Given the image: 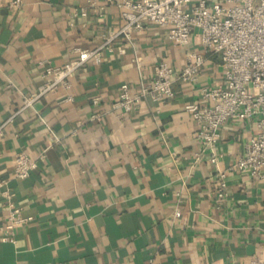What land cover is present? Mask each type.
<instances>
[{"label":"crops","instance_id":"obj_1","mask_svg":"<svg viewBox=\"0 0 264 264\" xmlns=\"http://www.w3.org/2000/svg\"><path fill=\"white\" fill-rule=\"evenodd\" d=\"M124 22L107 0H0V178L10 179L18 215L33 217L3 240L9 208L0 197V264H248L264 251V180L231 173L218 204L210 151L186 110L220 81L219 55L194 82L176 79L173 99L144 100L127 115L117 105L122 83L139 89L161 60L183 69L189 48L203 51L198 37L181 47L149 23L86 62L69 91L22 108L46 79L42 60L74 61V49L99 47ZM253 132L251 121H231L218 167H230ZM44 149L30 177H14L18 153Z\"/></svg>","mask_w":264,"mask_h":264},{"label":"built area","instance_id":"obj_2","mask_svg":"<svg viewBox=\"0 0 264 264\" xmlns=\"http://www.w3.org/2000/svg\"><path fill=\"white\" fill-rule=\"evenodd\" d=\"M122 10L124 24L114 34L106 37L97 48H76L77 59L56 66L42 60L45 81L37 92L24 97L22 108L60 87L67 91L72 87L71 78L89 60L98 63L104 48L112 50L111 43L123 36L132 40L135 31L147 24L167 27L169 37L181 46H189L195 37L200 39L201 50L188 49L186 65L176 70L169 61L161 60L155 66L151 80L134 90L128 82L121 85L118 107L122 115L133 111L144 100L167 101L176 97L174 82H194L204 67L208 55L221 57L222 77L214 84L201 87L197 101L186 105V110L197 125L200 141L210 151L209 161L215 166L214 198L221 204L229 195V175L240 173L264 180V0H107ZM17 4V3H15ZM82 15H87L85 8ZM66 100L73 95L66 93ZM100 96L93 98L99 105ZM103 112L94 114L101 119ZM13 118V117H12ZM11 118V119H12ZM10 119V120H11ZM234 120L251 121L253 134L244 144L243 153L228 168L218 167L217 143L222 139L224 128ZM4 124L0 125V132ZM47 149L36 157L20 152L15 158L14 177L26 179L39 167ZM9 180L0 178V197L7 198L9 214L3 226L2 239L13 240L17 227L33 220L20 217L15 204V193L9 188ZM176 215L180 214L177 210ZM241 264V263H236ZM248 264H264V251Z\"/></svg>","mask_w":264,"mask_h":264}]
</instances>
